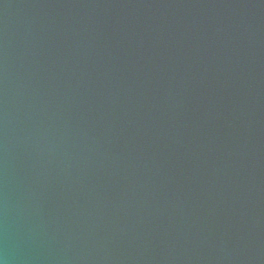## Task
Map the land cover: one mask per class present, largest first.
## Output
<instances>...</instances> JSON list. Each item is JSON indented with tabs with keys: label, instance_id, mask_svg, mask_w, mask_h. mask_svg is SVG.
<instances>
[{
	"label": "water",
	"instance_id": "water-1",
	"mask_svg": "<svg viewBox=\"0 0 264 264\" xmlns=\"http://www.w3.org/2000/svg\"><path fill=\"white\" fill-rule=\"evenodd\" d=\"M0 264H264V0H0Z\"/></svg>",
	"mask_w": 264,
	"mask_h": 264
}]
</instances>
